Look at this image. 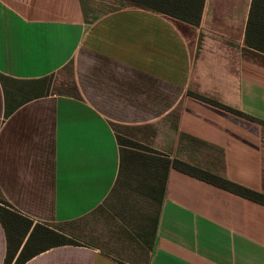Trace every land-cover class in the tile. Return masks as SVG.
Wrapping results in <instances>:
<instances>
[{
    "label": "crops",
    "instance_id": "crops-1",
    "mask_svg": "<svg viewBox=\"0 0 264 264\" xmlns=\"http://www.w3.org/2000/svg\"><path fill=\"white\" fill-rule=\"evenodd\" d=\"M188 1L181 18L131 0L104 11L84 0H0V76H53L49 94L19 105L14 95L10 110L0 78V197L17 212L41 223L88 215L119 173L116 127L173 113L180 137L219 155L195 166L264 193V52L246 41L253 0H204L199 21L202 0ZM68 66L72 90L54 89ZM180 143L156 149L181 159ZM6 251L0 220V264ZM120 260L82 243L24 264ZM146 264H264V204L172 168Z\"/></svg>",
    "mask_w": 264,
    "mask_h": 264
},
{
    "label": "trees",
    "instance_id": "trees-1",
    "mask_svg": "<svg viewBox=\"0 0 264 264\" xmlns=\"http://www.w3.org/2000/svg\"><path fill=\"white\" fill-rule=\"evenodd\" d=\"M137 5L168 13L172 16L186 18L189 8L188 0H131ZM204 0L200 1L198 21ZM197 21V22H198ZM247 44L264 52V0H253L246 32ZM1 82L7 97V110L13 108L12 103L19 105L33 98L49 94L53 76L35 80H17L1 75ZM73 87V82H72ZM213 104L232 112L245 115L242 111L233 109L214 99L198 93L190 92ZM18 96L16 102L10 105L9 99ZM254 119V117H251ZM120 146V167L116 182L106 200L111 206L127 207L128 201L135 197L143 203L137 229L140 251L145 256L144 264L149 261L154 248L156 229L159 222L160 209L165 197L169 172L172 168L207 180L213 184L240 194L248 199L264 204V193L235 183L223 176L207 171L199 166L189 164L181 159L173 158L168 153L134 141L117 134ZM102 204L88 215L65 222L41 223L17 212L5 199L0 197V220L6 232L7 251L3 264H24L33 256L49 248L61 245L82 244L73 238L66 225L75 226L89 218ZM75 228H72L74 230ZM88 244V243H86ZM92 245V244H91ZM119 258V257H118ZM121 259V258H119ZM121 264L129 263L123 259Z\"/></svg>",
    "mask_w": 264,
    "mask_h": 264
},
{
    "label": "rangeland",
    "instance_id": "rangeland-1",
    "mask_svg": "<svg viewBox=\"0 0 264 264\" xmlns=\"http://www.w3.org/2000/svg\"><path fill=\"white\" fill-rule=\"evenodd\" d=\"M87 9L97 8L99 10H111L126 4V0H84ZM72 70L71 66L64 69L54 79V89L72 90ZM177 113H173L162 120L152 124L142 126H117L116 131L125 139H132L153 148H163L170 150L175 146L176 138L181 160L192 165H202L206 167L205 153L212 152L219 159L216 150H212L202 145L196 140L179 136L177 133ZM179 137V138H178ZM166 148V149H165ZM169 152V151H168ZM201 167V168H202ZM218 160L215 168H219ZM129 205L111 206L103 203L89 218L81 221L75 226L66 225L73 238L80 242L95 245L113 255L129 262L144 264L145 256L140 251L137 229L138 219L142 217L141 208L143 203L141 198H131ZM72 228H75L72 230Z\"/></svg>",
    "mask_w": 264,
    "mask_h": 264
}]
</instances>
